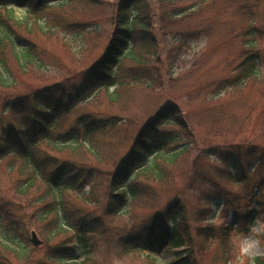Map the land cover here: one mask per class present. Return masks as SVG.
<instances>
[{
    "label": "trees",
    "instance_id": "1",
    "mask_svg": "<svg viewBox=\"0 0 264 264\" xmlns=\"http://www.w3.org/2000/svg\"><path fill=\"white\" fill-rule=\"evenodd\" d=\"M74 1L78 0H0V9L4 10V14L0 11V162L6 161L9 167V188L0 189V264L87 263V259L93 254L94 238L99 235L98 228L102 222L97 217L89 219L82 208L69 210L63 194L73 192L78 197H83V189L93 181L92 174L96 167L89 162H81L83 159L74 162L62 159L59 155H49L46 149L57 152L71 149L74 152L78 147L75 145L83 142L90 156L95 155L94 160H98L99 156L95 153L91 140L105 125L94 126L90 122L83 133L74 130L64 140L52 137L54 129L59 127L62 117L80 96L89 94L91 90L109 80L111 82L103 85L104 88L108 90L114 86V80L118 79L117 72L126 59L130 60L132 65L127 69V73L119 78V88L129 83H143L146 75L143 71L140 73L141 68L148 67L150 61L157 59L155 47L150 46L152 35L148 9H151V3L149 0H119L114 12V32L111 40L101 60L90 67L87 76L90 79L85 80L80 89L63 91L55 88L56 84L38 88L27 87L23 77L27 76L28 70L34 68L44 71L47 66L28 34L23 35L16 31L17 27L25 24L26 30L31 32L27 17L22 18L23 20L16 19L7 7L26 6L29 12L37 14L46 7H64ZM88 1L96 3V0ZM235 1L237 2L226 0L222 9H217L218 0H200L198 3L197 0H193V3H189L192 0L167 1L173 5L171 14L186 20L192 14L201 13L202 4L205 2L207 74L203 92L212 99L220 98L233 89H241L252 81L259 80L261 70L264 69V48L260 47L264 42V7L257 4L261 0ZM156 2L160 6L163 4L160 0ZM237 3L236 7H232ZM160 8L163 9V6ZM239 16L244 20L241 25L235 21ZM194 27L197 26L189 24V29ZM201 27L203 26L200 25L199 28ZM217 31L221 35L219 48L225 47L226 51L219 60H214L216 54L213 50L216 47H213L212 39ZM180 40L185 42L186 39L182 36ZM235 45L240 46L237 49ZM172 47L180 51L173 55L172 59H181L183 56L179 58V55H182V43ZM172 49L168 56L173 54ZM193 59L191 67L202 65L198 62L202 59L201 55L199 59L198 54ZM170 67L173 69L176 66L170 64ZM94 75L97 76L96 79L93 78ZM147 79L146 85L150 87L154 79ZM121 91L112 92L109 95L110 100L118 102ZM174 110L176 115L171 110H166L165 113L173 114L175 118H161L167 119V125L176 124L186 128L181 111L179 108ZM225 112L222 109L221 116ZM161 118L157 113L148 122L149 124L153 121L152 129L141 131L131 154L120 160L118 167L112 171L109 179H106L110 193L105 196V207L109 214H120L125 210L126 204L146 197V189H141L135 183L138 174L150 173L154 182L164 183L167 169L157 160H163L171 167V164L187 151L189 141L184 140L181 133L170 131L161 137L157 127V121ZM247 120L233 118L230 119L232 123L229 125L220 120L223 122L221 130L236 133V137L245 132L252 133V130H244L248 126ZM246 133L240 143L249 145L252 142ZM238 144H225L231 148L234 146L236 152L229 151L227 157H221L220 150L217 151L216 148L205 149V167L208 166L207 160L212 156H218L216 162L219 163L208 166L212 173L205 168L203 175L205 189L207 186L205 215L211 212L209 217H205L206 222L213 221L217 212L215 207L224 210V213L232 212L236 217L240 216L244 207V197H239V202L232 206L233 202L229 197L233 195L235 198L237 195L232 190H227L224 183L222 185L213 178V174H218L225 183L240 186L247 181L249 168L245 165L246 162L252 164L264 160V148L254 144L249 148H241ZM144 150L146 153H143ZM150 152H153L154 156L151 162H147L146 156ZM88 159L89 157H86L85 160ZM138 165L135 175L131 178ZM179 206L178 199H173L165 210L155 211L144 224L139 223L130 233L121 235L119 241L123 252L154 250L158 246L167 248L164 250L166 253L175 255L172 263L191 264L189 259L192 249L186 241V231L176 210ZM257 209L248 208L244 211L246 216L251 217ZM235 230L240 232L237 228ZM31 231H35L41 240L39 247H33ZM251 262L250 264H264V257H256Z\"/></svg>",
    "mask_w": 264,
    "mask_h": 264
},
{
    "label": "rangeland",
    "instance_id": "2",
    "mask_svg": "<svg viewBox=\"0 0 264 264\" xmlns=\"http://www.w3.org/2000/svg\"><path fill=\"white\" fill-rule=\"evenodd\" d=\"M117 1L119 0H96V3H92L88 0H78L64 7L58 5L46 7L37 14L26 12L22 6L15 7L13 16L16 19L27 17L31 27L30 33L26 30L25 24L17 27L16 31L23 35L28 34L47 66L44 71H37L34 68L28 70L27 76L23 77L27 87L38 88L56 84L55 88L63 91L80 89L85 80L90 79L87 78L90 67L101 60L111 40ZM160 1L163 3L161 5L163 9L156 0H149L151 9H148V21L152 35L150 46L155 47L157 59L153 57L155 60L150 61L148 67L141 68L140 73L143 71L146 75L144 82L129 83L119 88V78L126 74L132 65L130 60L126 59L117 72L118 79L114 80V86L108 90L104 88L103 85L111 82L109 80L88 92L89 94L80 96L52 133V137L64 140L74 130L83 133L90 122L94 126L105 125L92 136L91 140L99 159L94 160L95 155L90 156L83 142L75 145L78 147L74 152L71 149L57 152L49 148L46 152L74 162L83 159L81 162L85 164L89 162L96 167L92 174L93 181L83 189V197H78L73 192L63 194L69 210L82 208L89 219L97 217L102 222L98 228L99 235L94 238L93 254L87 259L86 264H174L172 263L174 255L166 254L164 251L167 248L156 246L151 251L125 253L119 237L130 233L139 223L144 224L155 211L165 210L169 202L176 198L180 204V208L176 210L186 231V241L192 249L189 259L191 264H250L256 257H264V160L252 164L246 162L245 165L249 168L247 181L240 186L225 183L218 174L212 176L222 185L225 184L227 190L235 192L237 195L235 198L233 195L229 197L233 207L239 202V197H244V207L238 217L232 212L224 213V210L215 207L217 212L213 221L211 223L205 221V217H209L211 212L205 215L207 186L205 189L203 175L205 168L212 173L210 165H219L216 162L218 156H212L207 160L209 167H205V149L209 147L220 150L221 157H227L229 151L236 153L234 146L231 148L225 144L239 143L241 148H249L254 144L264 148V69L261 70L259 80L252 81L241 89H233L217 99L206 96L203 92L207 74L205 2L202 4L201 13L192 14L186 20L171 14L173 5L167 2L168 0ZM199 1L197 0V3ZM231 1L237 2L229 0ZM189 3H193V0ZM217 3H219L217 9H222L226 0H218ZM257 4L264 7V0ZM237 5L238 3L232 7ZM0 11L4 14L3 9ZM235 21L239 25L244 22L242 16L237 17ZM190 23L197 27L189 29ZM200 25L203 27L199 28ZM182 36L186 39L185 42L180 40ZM220 39V32L217 31L212 39L213 47H216L213 50L216 54L214 60H219L226 51L225 47L219 48ZM180 43L183 50L179 58L183 57L176 61L172 59L173 55L180 51L172 46L175 44L179 46ZM235 46L238 49L240 45ZM260 47L264 48V42ZM171 49L173 54L168 56ZM197 54L198 59L199 55L202 56V59L198 60L202 65L194 68L191 66L194 62L193 57ZM170 64L176 67L171 69ZM147 77L154 79L150 87L146 85ZM93 78L96 79L97 76L94 75ZM116 90H122L121 97L118 102H112L109 95ZM174 108L181 111L186 128L183 129L176 124L167 125V119H162L166 116L175 118L173 114L165 113L166 110H171L176 115ZM221 108L226 111L222 116ZM157 113L160 114V118L162 116V120L157 121L161 137L170 131L179 132L185 137L184 140L189 141V147L171 164V167L163 160H157L167 169L164 183L154 182L150 173L138 174L135 183L141 189H146L144 192L146 197L126 204L125 210L120 214H109L105 207V196L110 193L106 179H109L112 171L118 167L120 160L131 154L134 142L140 138L141 131L152 129L153 121L149 124L148 122ZM5 117L9 119L7 114ZM233 118L248 119L246 121L248 126L244 130L253 131L245 132L250 136L252 143L249 145L240 143L245 133L236 137V133L222 132L221 121L229 125L232 123L230 119ZM41 146L43 147V144ZM144 152L146 153L145 150ZM152 155L153 152H150L146 156L148 162L151 161ZM86 157H89L87 161ZM138 167L139 165L133 170V176ZM8 171L7 162H0V189L9 188ZM248 208L258 209L250 217L246 216L244 211Z\"/></svg>",
    "mask_w": 264,
    "mask_h": 264
},
{
    "label": "water",
    "instance_id": "3",
    "mask_svg": "<svg viewBox=\"0 0 264 264\" xmlns=\"http://www.w3.org/2000/svg\"><path fill=\"white\" fill-rule=\"evenodd\" d=\"M31 241L34 246H38L40 244V241L34 232H31Z\"/></svg>",
    "mask_w": 264,
    "mask_h": 264
}]
</instances>
